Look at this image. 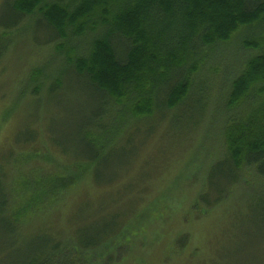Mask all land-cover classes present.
<instances>
[{"label":"rangeland","instance_id":"obj_1","mask_svg":"<svg viewBox=\"0 0 264 264\" xmlns=\"http://www.w3.org/2000/svg\"><path fill=\"white\" fill-rule=\"evenodd\" d=\"M13 1L0 0V192L4 172L9 185H19L36 169L41 171L38 177L59 172L62 150L76 152L81 147L82 130L98 105L85 81L71 80L70 74L65 76L66 87L58 91L51 90V81L40 78L39 95H33L37 82L30 78L31 69L57 73L62 58L53 46L45 45L42 18L16 20ZM261 28H243L235 41L215 46L216 56L199 75V80L208 79V85L205 100L194 103L203 104L198 112L207 99L209 105L206 113L195 117L200 122L196 130L183 108L162 121L163 112H156L148 120L133 123L107 147L103 163L87 165L92 170L97 166L95 175L83 167L79 182L74 179L63 186L55 179L54 190L45 199L35 198L42 190L29 195L32 183L20 197L13 192L15 213L25 231L10 221L16 230L12 234V224L0 214V264H28L39 256L32 252L44 250L49 228L57 238L59 230L74 229L77 222L90 236L102 238L127 220L132 221L117 240L119 246L126 243L127 251L110 264H264V197L244 195L257 179L251 171L246 174L249 185L238 184L227 199L209 209L198 204L224 125L239 111L226 105L232 81L242 60L255 53L244 49L241 38H254ZM215 66L217 75L207 77L206 72ZM176 114L184 120H176ZM115 124L119 131L126 128L120 121ZM39 134L48 159L31 150L43 153L39 144L31 143ZM51 154L56 160L50 159ZM227 160L219 154V173L213 179L219 185V197L233 176ZM183 234L186 237L177 246ZM116 244L112 241L95 250L86 264L109 263L106 258L116 253Z\"/></svg>","mask_w":264,"mask_h":264},{"label":"trees","instance_id":"obj_2","mask_svg":"<svg viewBox=\"0 0 264 264\" xmlns=\"http://www.w3.org/2000/svg\"><path fill=\"white\" fill-rule=\"evenodd\" d=\"M12 6L18 21L32 16L42 18L47 30L45 45L53 46L62 58L57 73L31 69L30 78L37 82L33 95H39L40 78L51 81V90L58 91L66 87L65 76L70 74L71 80L76 77L85 81L98 98V105L82 130L81 147L76 152L62 150L59 172L38 177L41 171L36 169L29 182V178H23L19 185H9L4 172L0 192L3 219L25 231L15 213L13 192L20 197L19 193L30 189L27 185L32 183L34 189L29 195L42 190L43 194L35 198L45 199L53 192L55 179L68 186L74 179L79 182L85 168L96 173L97 166L92 170L87 165L103 163L107 147L125 135L133 123L148 120L156 112H163L162 121L183 108L190 127L196 130L200 125L196 118L206 113L204 109L209 105L207 99L203 111L198 112L203 104L194 103L205 100L203 92L208 85V79L199 80V75L216 56L215 46L235 41L240 30L255 26L262 27L260 32L241 40L246 51L256 54L240 63L226 103L228 109L239 111L224 125L219 152L208 165L207 182L198 204L203 209L212 208L227 199L238 184L249 185L248 171L257 179L246 187L244 195L264 197V0H14ZM203 60H207L205 66ZM217 68H210L206 76L217 75ZM191 98L195 99L190 104ZM174 118L184 120L179 114ZM117 121L126 128L119 131ZM32 139L31 143L35 147L39 144L44 153L40 134ZM35 149H31L33 155L48 159V153ZM219 154L228 159L226 164L233 173L221 197L219 185L213 181L219 173ZM131 221H123L102 238L90 236L87 229L77 227V222L74 229L59 230L57 238L52 237L49 228L44 250L32 252L39 256L28 264H86L91 253L114 241L117 251L106 258L110 264L127 251L126 243L119 246L117 240ZM185 237H179L177 246Z\"/></svg>","mask_w":264,"mask_h":264},{"label":"bare ground","instance_id":"obj_3","mask_svg":"<svg viewBox=\"0 0 264 264\" xmlns=\"http://www.w3.org/2000/svg\"><path fill=\"white\" fill-rule=\"evenodd\" d=\"M18 4V3H17Z\"/></svg>","mask_w":264,"mask_h":264}]
</instances>
